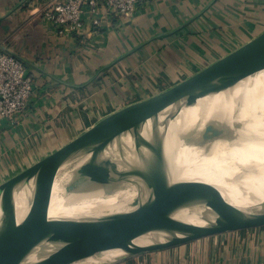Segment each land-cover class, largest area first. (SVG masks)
I'll use <instances>...</instances> for the list:
<instances>
[{
    "label": "crops",
    "instance_id": "1",
    "mask_svg": "<svg viewBox=\"0 0 264 264\" xmlns=\"http://www.w3.org/2000/svg\"><path fill=\"white\" fill-rule=\"evenodd\" d=\"M47 5L0 0V52L22 59L34 81L29 109L0 119V184L264 32V0H142L74 36L48 26ZM116 264H264V224Z\"/></svg>",
    "mask_w": 264,
    "mask_h": 264
},
{
    "label": "bare ground",
    "instance_id": "2",
    "mask_svg": "<svg viewBox=\"0 0 264 264\" xmlns=\"http://www.w3.org/2000/svg\"><path fill=\"white\" fill-rule=\"evenodd\" d=\"M245 59L230 67H241ZM60 162L53 164L52 173ZM62 190L55 177L3 196L0 246L29 237L59 214L77 213V227L135 235L199 223L213 216L194 213L207 205L264 199V71L231 94L193 102L156 123L113 136L96 155L82 201L68 206ZM112 252L115 258L103 257L114 261L132 256ZM68 257L45 264H60Z\"/></svg>",
    "mask_w": 264,
    "mask_h": 264
},
{
    "label": "water",
    "instance_id": "3",
    "mask_svg": "<svg viewBox=\"0 0 264 264\" xmlns=\"http://www.w3.org/2000/svg\"><path fill=\"white\" fill-rule=\"evenodd\" d=\"M243 57L246 59L241 67H230L236 59ZM262 71L264 32L179 84L99 120L61 149L0 184V199L37 180L50 182L59 177L64 202L68 206L76 205L87 194L94 160L108 139L156 123L193 102L231 94ZM58 160H61L59 167L52 173V166ZM194 213L213 216L199 223L163 227L135 235L106 228L77 227L74 225L77 213L59 214L49 218L29 237L1 245L0 264H45L65 254L69 257L60 264H73L77 259L103 252L120 251L136 256L169 249L211 235L264 224V199L244 204L207 205Z\"/></svg>",
    "mask_w": 264,
    "mask_h": 264
},
{
    "label": "built area",
    "instance_id": "4",
    "mask_svg": "<svg viewBox=\"0 0 264 264\" xmlns=\"http://www.w3.org/2000/svg\"><path fill=\"white\" fill-rule=\"evenodd\" d=\"M142 0H48L44 19L61 36L97 29L111 13L130 15ZM34 81L25 63L9 52H0V119L15 122L30 107Z\"/></svg>",
    "mask_w": 264,
    "mask_h": 264
},
{
    "label": "rangeland",
    "instance_id": "5",
    "mask_svg": "<svg viewBox=\"0 0 264 264\" xmlns=\"http://www.w3.org/2000/svg\"><path fill=\"white\" fill-rule=\"evenodd\" d=\"M218 235H224V233L222 234H216V235H211V236H208V237H213V236H218ZM208 237H205V238H208ZM203 239V238H202ZM189 244V243H188ZM154 252H158V251H152V252H148V253H144L146 255H149V254H152ZM144 254H140V255H144ZM114 253L113 252H103V253H98L94 256L92 262H89L87 261L88 259L84 260V262H82L81 264H85V261H86V264H116L118 262H122V261H125V260H130V259H134V258H137V256H140V255H136V256H132L130 258H126V259H121V260H114V261H108V260H111V259H106L104 257L108 256L109 258H112L114 257ZM104 256V257H103ZM100 257V258H99ZM115 258V257H114Z\"/></svg>",
    "mask_w": 264,
    "mask_h": 264
}]
</instances>
